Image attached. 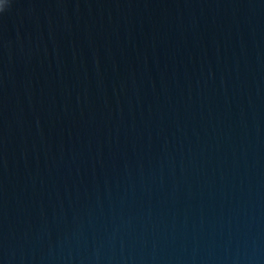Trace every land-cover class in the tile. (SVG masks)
Masks as SVG:
<instances>
[{
    "label": "water",
    "instance_id": "95a60500",
    "mask_svg": "<svg viewBox=\"0 0 264 264\" xmlns=\"http://www.w3.org/2000/svg\"><path fill=\"white\" fill-rule=\"evenodd\" d=\"M0 5V264H264V0Z\"/></svg>",
    "mask_w": 264,
    "mask_h": 264
},
{
    "label": "clouds",
    "instance_id": "9594fccd",
    "mask_svg": "<svg viewBox=\"0 0 264 264\" xmlns=\"http://www.w3.org/2000/svg\"><path fill=\"white\" fill-rule=\"evenodd\" d=\"M5 9V5H0V12H3Z\"/></svg>",
    "mask_w": 264,
    "mask_h": 264
}]
</instances>
